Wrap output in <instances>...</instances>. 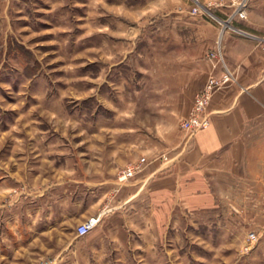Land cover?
I'll return each mask as SVG.
<instances>
[{
	"label": "rangeland",
	"instance_id": "374dc122",
	"mask_svg": "<svg viewBox=\"0 0 264 264\" xmlns=\"http://www.w3.org/2000/svg\"><path fill=\"white\" fill-rule=\"evenodd\" d=\"M160 4L0 0V264H264V210L248 193L237 208H179L165 228L77 234L89 186L109 192L113 140L138 161V133L153 142L155 113L183 107L170 29L222 23L214 9L180 20L158 14Z\"/></svg>",
	"mask_w": 264,
	"mask_h": 264
},
{
	"label": "crops",
	"instance_id": "0c3cea01",
	"mask_svg": "<svg viewBox=\"0 0 264 264\" xmlns=\"http://www.w3.org/2000/svg\"><path fill=\"white\" fill-rule=\"evenodd\" d=\"M154 1L161 3L158 14L180 20L191 18L195 3L214 9L222 20L232 12L227 6H208L219 0ZM232 25L245 33L233 31L224 22L219 28L208 22L206 29H193L186 22L180 29H170L169 61L176 66L183 107L155 113L153 122L147 123L158 131L153 142L146 144V136L138 133L146 164L123 184L117 179L118 168L129 161L130 144L113 140V165L105 183L109 192L99 194L98 185L89 186V193L79 201L83 206L80 223L101 214L98 226L165 228L172 225L179 208L222 209L227 203L237 208L239 193L249 194L252 209L264 210V0H249L248 17L237 18ZM219 43L235 81L213 96L208 108L210 126L191 136L175 122L187 115L196 93L215 71L206 55ZM171 121L174 128L166 136ZM146 127L139 123L137 130Z\"/></svg>",
	"mask_w": 264,
	"mask_h": 264
},
{
	"label": "built area",
	"instance_id": "2783aa9c",
	"mask_svg": "<svg viewBox=\"0 0 264 264\" xmlns=\"http://www.w3.org/2000/svg\"><path fill=\"white\" fill-rule=\"evenodd\" d=\"M208 6H227L231 8L232 12L228 18L225 20L220 19V21L228 23L235 32L245 33L242 29L234 27L232 22L237 18L246 19L248 17L249 0H219L209 3ZM204 8L209 9L208 7ZM199 9H202L201 5H196L191 11L192 13H198ZM207 58L215 71L209 75L203 88L196 94L188 115L181 121V129L191 136H194L199 130L210 126L208 108L213 96L218 91L230 87L235 81V75L227 65L221 43L216 48L208 51ZM219 68L222 69L221 72H218ZM145 164L146 158L143 157L123 167L118 173L117 179L119 183L123 184L134 178L138 172L144 169ZM100 221V215H95L80 223L77 226L78 236L88 235L98 226ZM256 241H258V236L255 232L247 236V243L251 244Z\"/></svg>",
	"mask_w": 264,
	"mask_h": 264
}]
</instances>
